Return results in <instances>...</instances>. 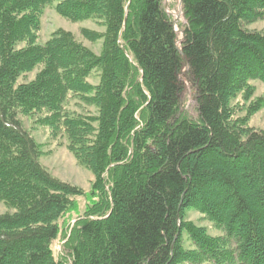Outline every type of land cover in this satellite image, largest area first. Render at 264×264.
<instances>
[{"label":"trees","instance_id":"trees-1","mask_svg":"<svg viewBox=\"0 0 264 264\" xmlns=\"http://www.w3.org/2000/svg\"><path fill=\"white\" fill-rule=\"evenodd\" d=\"M47 8L103 27L83 32L102 39L99 55L63 31L38 43ZM181 13L195 118L180 112L163 0H0V202L14 211L0 215V264H264V132L248 126L254 104L243 118L231 105L264 85V34L246 29L264 19V0H181ZM71 99L95 115L70 113ZM19 115L63 136L94 178L95 201L68 233L60 221L85 194L40 164ZM187 209L222 235L187 222Z\"/></svg>","mask_w":264,"mask_h":264},{"label":"rangeland","instance_id":"rangeland-1","mask_svg":"<svg viewBox=\"0 0 264 264\" xmlns=\"http://www.w3.org/2000/svg\"><path fill=\"white\" fill-rule=\"evenodd\" d=\"M163 4L164 10L166 6L168 16L171 20L176 18V35L178 38H181V34L178 31L182 30L180 26L185 25V21L181 13V8H179V0H163ZM170 13L174 15H171ZM246 29L264 34V19L247 25ZM58 31L71 34L83 47L90 50L93 54L99 55L102 47V39L90 42L83 34L84 31H89L103 36L104 28L98 26L94 21L72 23L58 16L53 8H47L43 12L40 20L37 42L43 44L51 37V35H53V33ZM20 47H23V45H20ZM35 74L36 72H32L25 77H21L18 80V84L31 82L34 79ZM98 81V73L96 72H94L88 79V83L92 86L97 85ZM178 81L182 89L180 93V112L195 118L196 99L188 69L182 70L181 75L178 77ZM249 85L253 88L252 97L247 102H244L242 97L238 96L231 105L238 110L236 112V117L243 118L247 116V108L254 104L257 111L247 117L248 126L264 132V85L259 81H252ZM66 109L70 113L95 115V109L93 107H88L77 99H71L68 102ZM36 118L37 117L32 118L19 115V120L23 129L27 131L41 147V156L39 158L40 164L51 174L52 177L78 188L85 194L83 197H77L75 199L77 203L75 210L66 214L60 221L63 226V232L65 233L67 228L69 227L68 230L71 229L77 218L82 216L87 207L91 206L95 201V199L89 195L94 178L88 170L76 163L74 157L66 148L65 138L60 136L56 139H52L48 129L40 126L36 122ZM13 212V209H8L4 203L0 202V215ZM185 220L187 222H192L199 227L205 228L208 234L212 237H219L222 235L221 231L215 229L211 223L203 219L200 214L192 209H187L185 211ZM64 243L65 240L63 237L58 238V240L52 243V250L55 257L61 258L66 255V252L64 251ZM182 244L185 249H192L191 242L186 233H183L182 235Z\"/></svg>","mask_w":264,"mask_h":264},{"label":"water","instance_id":"water-1","mask_svg":"<svg viewBox=\"0 0 264 264\" xmlns=\"http://www.w3.org/2000/svg\"><path fill=\"white\" fill-rule=\"evenodd\" d=\"M179 8H181V0H179ZM165 11L167 12V8L165 6ZM171 15H174L172 13H170ZM176 24H177V20L176 18L174 20H172L171 22V26L173 28V31L175 33H177L176 31ZM181 34V38L176 37L175 41H174V46L176 51L178 52V54L180 55L181 61H182V70H187L189 68V64H188V60L186 59V57L183 54V50L181 48V45L184 41V33L182 30L178 31ZM182 71L180 72L181 75Z\"/></svg>","mask_w":264,"mask_h":264},{"label":"bare ground","instance_id":"bare-ground-1","mask_svg":"<svg viewBox=\"0 0 264 264\" xmlns=\"http://www.w3.org/2000/svg\"><path fill=\"white\" fill-rule=\"evenodd\" d=\"M184 74V73H183ZM196 99V98H195Z\"/></svg>","mask_w":264,"mask_h":264}]
</instances>
